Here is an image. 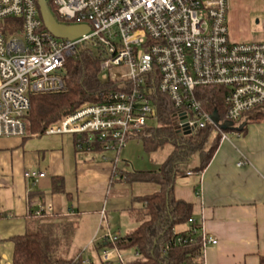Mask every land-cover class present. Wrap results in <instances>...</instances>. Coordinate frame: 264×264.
I'll return each instance as SVG.
<instances>
[{"label":"built area","instance_id":"built-area-1","mask_svg":"<svg viewBox=\"0 0 264 264\" xmlns=\"http://www.w3.org/2000/svg\"><path fill=\"white\" fill-rule=\"evenodd\" d=\"M52 2L59 22L86 24L90 30L73 39L55 37L44 25L38 0H0V138L28 134L32 96L66 92L64 65L85 47L98 51L100 79L125 82L102 102L87 103L48 126L49 135L75 136L79 151L101 147L114 152L118 161L129 141L141 138L156 122L150 98L154 88L178 109L179 130L211 124L221 140L229 134L220 124L237 127L246 113L264 105V42L230 38L229 0ZM208 86L225 90L226 111L218 124L198 97V89ZM45 175L36 170L25 174L34 180ZM53 210L51 205L41 206L34 215L45 217ZM196 220L192 216L189 223ZM197 227L203 251L217 244L202 221ZM187 241L178 236L175 243ZM118 251L104 250L100 260L107 263ZM79 260L90 263L82 253L75 257Z\"/></svg>","mask_w":264,"mask_h":264},{"label":"crops","instance_id":"crops-1","mask_svg":"<svg viewBox=\"0 0 264 264\" xmlns=\"http://www.w3.org/2000/svg\"><path fill=\"white\" fill-rule=\"evenodd\" d=\"M229 3L230 38L264 42V0ZM259 111L264 112V105ZM242 124L245 133L228 129V139L220 140L203 171L190 170L176 180L175 196L193 204V216L218 241L205 249L204 264H262L264 260V120L252 122L248 117L238 126ZM75 138L47 133L0 138V211L4 214L0 264H13L12 238L39 229L60 241L57 252L62 257L82 253L92 264H127L139 257L136 249L121 250L105 263L96 244L134 231L144 221L141 199L160 189L149 181L127 183L122 173L158 170L167 157L150 165L142 139L133 138L115 161L111 151L77 150ZM135 144L145 154L140 158H147V166H138ZM197 161L193 167L200 164ZM29 170L46 175L27 179ZM48 205L52 213L34 215L36 208ZM185 229L181 225L176 231Z\"/></svg>","mask_w":264,"mask_h":264},{"label":"trees","instance_id":"trees-1","mask_svg":"<svg viewBox=\"0 0 264 264\" xmlns=\"http://www.w3.org/2000/svg\"><path fill=\"white\" fill-rule=\"evenodd\" d=\"M48 4L55 18L60 21L52 0ZM79 52L77 56L68 58L64 65L66 92L32 96L31 111L27 116L28 134L25 137L45 134L48 126L59 121L63 115L73 113L87 103L102 102L108 92L120 89L125 82L100 79V57L89 47L81 48ZM224 96L225 90L219 86L198 89V97L204 109L210 114L217 112L221 119H224L226 111ZM150 98L155 106L156 122L145 129L141 137L143 147L147 152H154L169 144L173 151L158 170L123 172L122 177L127 183L154 182L160 189L141 199L145 206L144 221L134 231L115 240L99 242L96 250L136 249L139 257L127 264H204L202 234L197 229L195 231L199 221L196 220V224L189 223L193 216V204L178 199L174 188L178 177L190 170L200 172L207 167L217 151L221 133L211 124L184 133L176 126L175 117L179 111L169 97L154 88ZM258 108L246 113L243 120L248 117L252 122L264 120V112H257ZM244 133L245 129H242L241 134ZM102 149L99 147L94 150L103 152ZM197 154L200 164L193 167L192 160ZM3 217L0 211V218ZM181 225H186L187 229L176 231ZM178 236L188 241L175 243ZM191 238L193 240L189 242ZM12 239L13 264H83L81 260L76 262L75 257H62L57 252L60 241L43 229Z\"/></svg>","mask_w":264,"mask_h":264},{"label":"water","instance_id":"water-1","mask_svg":"<svg viewBox=\"0 0 264 264\" xmlns=\"http://www.w3.org/2000/svg\"><path fill=\"white\" fill-rule=\"evenodd\" d=\"M38 6H39V10H40L41 15H42L44 25H46L48 30L55 37L57 36V37H61V38L73 39V38H76L78 36L84 35L86 32H88L90 30V27L86 24H84V25H73V24L67 25V24H63V23L59 22L55 18L52 10H50L47 0H38ZM211 118L215 124L216 123L218 124L220 121V117H218L217 112H214L211 115ZM220 126L224 130L231 129V127H233V128L240 131L243 129L245 124H242L241 126L234 127L230 122V123H222V124H220ZM182 131L184 133H187V134H188V132H190L189 129L188 130L183 129Z\"/></svg>","mask_w":264,"mask_h":264},{"label":"rangeland","instance_id":"rangeland-1","mask_svg":"<svg viewBox=\"0 0 264 264\" xmlns=\"http://www.w3.org/2000/svg\"><path fill=\"white\" fill-rule=\"evenodd\" d=\"M48 1H50V0H48ZM93 51H95L96 54L98 53V51H97L96 48H94ZM138 144H135L134 146H132V148H133V154L138 159L137 160L138 163H139L138 166H147V163H146V159L147 158L146 159H143V160L140 158V156L145 155V154L142 153V149L140 148V145H138ZM172 151H173L172 146L168 144V145H165L164 147H160V149L157 150V151L149 152L150 155L147 152H145L146 154H148L149 156H151L150 159L153 161L152 162L150 160V161H147V162L148 163H151L150 165H152V164L154 165V163L160 164ZM197 159H198V154L193 157V160L192 161H193V164L194 165L197 164V162H198ZM190 172H188V173H190Z\"/></svg>","mask_w":264,"mask_h":264}]
</instances>
